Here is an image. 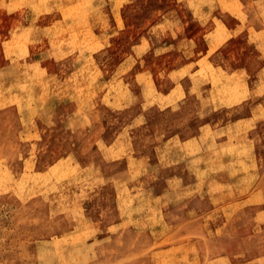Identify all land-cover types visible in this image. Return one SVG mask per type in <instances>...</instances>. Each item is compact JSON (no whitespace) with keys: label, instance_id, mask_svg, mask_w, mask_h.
I'll return each instance as SVG.
<instances>
[{"label":"rangeland","instance_id":"obj_1","mask_svg":"<svg viewBox=\"0 0 264 264\" xmlns=\"http://www.w3.org/2000/svg\"><path fill=\"white\" fill-rule=\"evenodd\" d=\"M183 14L178 0H0V264H264V124L249 132L261 171L243 146L230 152L242 169H217L212 134L203 151L163 146L174 126L187 136L194 115L225 124L246 85L264 100V53L243 35L224 44L213 61L249 70L230 75L196 61L203 41L161 55L137 46L164 36L149 32L156 18ZM185 73L202 88L184 121L147 127L156 89ZM210 98L227 105L215 113ZM119 131L114 160L98 137ZM227 179L231 204L215 185Z\"/></svg>","mask_w":264,"mask_h":264},{"label":"crops","instance_id":"obj_2","mask_svg":"<svg viewBox=\"0 0 264 264\" xmlns=\"http://www.w3.org/2000/svg\"><path fill=\"white\" fill-rule=\"evenodd\" d=\"M178 1H180V7L184 11V14L177 17V19L167 18V15H164V17H162V19L164 18L163 20L157 19L151 22L149 25L150 28L152 29H149V32L151 31L154 32L159 30L160 32L164 33V36H161L159 34V37L158 36L155 38L147 37L146 40H142V42H139L137 44L138 47L140 46L142 48L149 47L145 49V50L148 49L147 52L152 50L156 53V55H161L168 52L166 50L167 48L170 50V46L168 45V43H172V44H175L174 42H177L176 44L179 43L180 45L179 48L182 49L184 52L185 50L182 47L185 46L186 44L200 43L203 41L204 43H206V49H204V51L199 52L198 56H194V58H196V61L199 62L202 59H211L212 60L211 64L213 68H216L217 70L223 69L226 73L230 75L239 74V71H241L242 73H244V71L249 72V70L248 67L244 65L243 67L241 66V67L229 68L228 66L225 67V65L220 64L218 61L215 62L213 61V58L216 59L221 54H223L221 48L225 46L224 44L233 43L240 37V35H243L244 39L246 40L245 42L249 44H253L254 47L258 49V51H260V53L261 52L264 53V39H263L264 16L262 17L264 11V0H254V1L249 0L245 2L243 0H199V1L196 0L197 2L195 0H178ZM209 1L210 3H208ZM209 7H211V9ZM200 8H202L203 11ZM119 11L117 14H120ZM222 24H225V26H223ZM218 27L220 29H218ZM227 28L229 29V31L227 30ZM167 37H170V39H167ZM145 41L147 42L146 43L147 45L145 44ZM183 57L186 58V55ZM260 67H261L260 72L264 73L263 72L264 61L262 62ZM186 69H187V65L186 63H184L180 67H173V69L169 71V75L171 73L175 74L181 71H185ZM195 70L197 71L199 70V68L196 67ZM186 77H187V73H185L183 77L179 80L172 78L173 79L172 83H169V85H167L166 87H161L160 89L158 88L156 89L158 93L156 99L154 100V102H147L146 104L147 107L149 106L148 114L146 115V122H145L147 127L154 125L155 122L157 121L160 124V126H162V129H168L169 126L167 124L172 122L176 124L178 122L184 121L181 118L182 117L181 114L182 113L184 114V112H182L183 108L187 107L185 104L186 103L185 99L190 95V93H195L201 90L202 88L201 86L202 84L200 83L185 84L183 79ZM244 89L245 91H247L246 96L243 97L244 100L243 98H241L234 104L227 107H226L227 104H221L223 106H217V104H214L212 102L213 101L211 100L212 98H210L211 100L210 104L216 106L214 111L217 113L219 112L220 107L221 108L226 107L227 109L236 106L244 107V108L241 107V110L240 109L238 110L236 108L235 115L226 117L224 119L225 124L218 123V120H215V118L212 116L209 117V116L194 115L189 121L191 122L190 125L188 126L190 131L186 133L187 136L184 135V133L188 130L187 126L186 128L184 126L182 127L185 130L184 133L180 129L181 126H174L175 128L171 130L168 133V135L165 134L163 135L164 136L163 145L168 147L171 141L174 140V143H180V147L182 149L187 150L186 147L189 146L187 143L191 144V146L192 144L198 145L197 147H199L200 149V147L204 148L203 146L208 141L209 138L207 135L212 134L215 135L216 138L218 139L216 146L217 148L220 149L219 154H223L221 156L220 161L218 162L222 164V166L217 167V169H223L222 171L242 169L240 168L241 165H239V167L234 165L233 159L235 155L231 154L230 152H231V148L235 146H237L238 148H240V146H243V148L245 147L248 148L249 156H251V154L255 155L257 169L261 171L263 167L262 165L263 163L261 164L260 160L263 158L262 156L263 144L262 143L258 144L259 151H257L256 141H254V139L250 136L249 132L255 129L254 127H257L256 126L257 123L261 124V126L262 124H264V110H262L264 109V100L261 99V97L257 99H253L256 96L255 95H253V97L251 96L252 89L250 88V86L246 85V88ZM201 100H204L203 101L204 103L206 102L205 101L206 99L204 97ZM151 110L156 112L155 114H153L152 117L150 115ZM137 118L138 117L136 116L135 119ZM192 123L196 125L193 126ZM230 123L232 124V126ZM120 132L121 131L116 132V134L110 139L107 137L108 134L106 133L103 135L104 137L102 135L98 137L99 140L98 145L100 149H102V147H105L108 154L111 157H113L112 159L114 160L117 159L116 156L114 157L115 153L117 152L119 153V151H121V145L119 144L121 141ZM240 139L242 140L241 142ZM193 141L194 143H192ZM246 157L247 154H245L244 152V159L241 162L243 164L242 166L243 170L252 169L253 167L251 166L247 168ZM136 158L139 159V157ZM225 158H228V160L226 159L227 160L226 161ZM238 160L241 161L239 157ZM90 166H93V168L95 169L97 168L95 164ZM196 169L201 170V166L200 167L197 166ZM221 182L223 183H216L215 185L221 187L223 189V193L225 192L227 194V195L226 194L223 195H226L228 197V201H227L228 204L238 201L237 199H234V197H232V194H230L231 188L236 186V183L228 179L226 181H221ZM215 194H219V193L214 192V200L218 197V195ZM215 196L217 197L215 198Z\"/></svg>","mask_w":264,"mask_h":264},{"label":"bare ground","instance_id":"obj_3","mask_svg":"<svg viewBox=\"0 0 264 264\" xmlns=\"http://www.w3.org/2000/svg\"><path fill=\"white\" fill-rule=\"evenodd\" d=\"M195 1H196V0H195ZM197 1H199V0H197ZM197 1H196V2H197ZM121 2H124V1H121ZM200 2H201V1H200ZM189 3H190V1H189ZM198 3H199V2H198ZM204 3H205V2H204ZM208 3H210V1H209ZM214 3H215V2H214ZM211 4H212V3H211ZM200 5H202V4H200ZM215 5H216V4H215ZM112 6H113V5H112ZM191 6H193V5H191ZM203 6H204V5H203ZM203 6H202V7H203ZM207 6H208V5H207ZM216 6H217V5H216ZM218 6H219V5H218ZM186 7H187V6H186ZM200 7H201V6H200ZM205 7H206V6H205ZM214 7H215V6H214ZM209 8L211 9V7H209ZM209 8H208V9H209ZM187 9H188V8H187ZM194 9H195V8H194ZM200 9H202V8H200ZM213 9H214V8H213ZM213 9H212V10H213ZM241 10H242V9H241ZM172 11H173V10H172ZM188 11H189V10H188ZM195 11H196V10H195ZM202 11H203V9H202ZM202 11H201V12H202ZM175 12H176V11H175ZM160 13H161V12H160ZM202 13H203V12H202ZM204 13H205V12H204ZM208 13H209V11H208ZM210 13H211V12H210ZM180 14H181V13H180ZM260 14H261V13H260ZM161 15H162V14H161ZM159 16H160V15H159ZM159 16H158V17H159ZM263 16H264V11H263L262 17H263ZM175 17H176V16H175ZM159 18H160V17H159ZM181 18H182V17H181ZM195 18H196V17H195ZM156 19H158V18H156ZM163 19H164V18H163ZM163 19H162V20H163ZM121 20H122V19H121ZM147 21H148V20H147ZM179 21H180V20H179ZM119 22H121V21L119 20ZM149 23H150V22H149ZM168 25H169V24H168ZM222 25L225 26V24H222ZM226 25H227V24H226ZM156 26H157V25H156ZM156 26H155V27H156ZM164 26H165V24H164ZM178 26H179V25H178ZM216 26H217V25H216ZM162 27H163V26H162ZM227 27H228V26H227ZM156 28H157V27H156ZM175 28H177V27H175ZM183 28H185V27H183ZM154 29H155V28H154ZM215 29H216V28H215ZM218 29H220V28L218 27ZM227 30L229 31L228 28H227ZM232 30H233V29H232ZM234 30H235V29H234ZM218 31H219V30H218ZM228 31H227V32H228ZM232 32H233V31H232ZM262 32H263V31H262ZM208 33H209V32H208ZM212 33H213V32H212ZM234 33H235V31H234ZM261 34H262V33H261ZM232 35H233V34H232ZM259 35H260V34H259ZM263 35H264V33H263ZM69 36H70V35H69ZM67 37H68V36H67ZM158 37H159V34H158ZM208 37H209V36H208ZM210 37H211V36H210ZM72 38H73V37H72ZM205 38H206V37H205ZM261 38H262V36H261ZM68 39H69V38H68ZM226 39H227V38H226ZM226 39H225V40H226ZM263 39H264V38H263ZM69 40H70V39H69ZM228 40H229V39H228ZM71 41H72V40H71ZM71 41H70V42H71ZM68 42H69V41H68ZM209 44H210V43H209ZM217 46H218V45H217ZM212 48H213V45H212ZM216 48H217V47H216ZM122 63H123V62H122ZM134 64H135V63H134ZM122 65H123V64H122ZM122 67H123V66H122ZM130 67H131V66H129V68H130ZM127 69H128V68H127ZM127 69H126V70H127ZM263 72H264V71H263ZM237 76H238V75H237ZM237 76H236V77H237ZM239 77H240V76H239ZM213 85H214V84H213ZM10 87H12V86H10ZM213 87H214V86H213ZM262 87H263V86H262ZM262 87H260V88H262ZM178 89H179V88H178ZM1 90H2V88H1ZM1 90H0V91H1ZM3 90H4V89H3ZM261 90H262V89H261ZM263 90H264V89H263ZM6 91H7V89H6ZM4 92H5V91H4ZM13 92H14V91H13ZM260 92H261V91H260ZM9 93H10V91H9ZM124 93H125V91H124ZM4 95H5V93H4ZM118 96H119V95H118ZM147 96H148V94H147ZM185 96H186V95H185ZM258 96H259V94H258ZM7 97H8V96H7ZM147 98H149V97H147ZM182 98H183V97H182ZM182 98H180V99H182ZM3 100H4V99H3ZM150 100H151V99H150ZM243 100H244V98H243ZM148 102H149V101H148ZM251 102H252V101H251ZM145 103H146V102H145ZM245 103H246V102H245ZM11 104H12V103H11ZM252 104H253V103H252ZM259 104H260V103H259ZM6 105H8V104H6ZM143 105H144V104H143ZM260 105H261V104H260ZM166 106H167V105H166ZM262 108H263V107H262ZM163 110H164V109H163ZM262 110H264V109H262ZM155 113H156V112H155ZM155 113H154V114H155ZM215 113H216V112H215ZM140 114H141V113H140ZM141 115H142V114H141ZM244 115H245V114H244ZM242 116H243V115H242ZM207 121H208V120H207ZM253 122H254V121H253ZM231 123H232V121H231ZM231 123H230V124H231ZM210 124H211V123H210ZM243 125H244V124H243ZM231 126H232V124H231ZM235 126H236V125H235ZM241 127H242V126H241ZM214 128H215V127H214ZM202 129H203V128H202ZM221 129H222V128H221ZM243 131H244V130H243ZM166 132H167V131H166ZM226 135H227V134H226ZM193 139H194V138H193ZM186 141H187V140H186ZM194 141H195V140H194ZM194 141H193L192 143H194ZM196 141H197V140H196ZM196 143H197V142H196ZM187 144H189V143H187ZM187 144H186V145H187ZM192 145H193V144H192ZM163 146H164V145H163ZM187 147H188V146H187ZM187 147H186V148H187ZM193 147H194V146H193ZM111 148H112V147H111ZM188 148H189V147H188ZM191 148H192V147H191ZM194 148H195V147H194ZM197 148H199V147H197ZM189 149H190V148H189ZM192 149H193V148H192ZM200 149H201V147H200ZM195 150H197V149H195ZM201 150H202V149H201ZM202 151H203V150H202Z\"/></svg>","mask_w":264,"mask_h":264}]
</instances>
